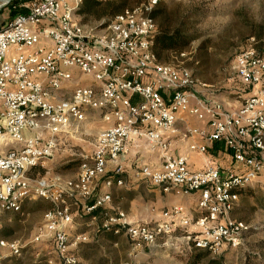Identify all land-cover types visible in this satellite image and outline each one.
Segmentation results:
<instances>
[{"label":"built area","instance_id":"built-area-1","mask_svg":"<svg viewBox=\"0 0 264 264\" xmlns=\"http://www.w3.org/2000/svg\"><path fill=\"white\" fill-rule=\"evenodd\" d=\"M159 1L147 0L105 26L88 28L77 10L83 0H32L0 28V215L20 213L31 199L50 201L38 234L52 238L60 264L80 263L76 248L84 235L71 239L73 203L83 202L89 213L99 210V229L147 246L188 231L182 206L166 208L160 221L146 224L109 208V191L95 198L102 178L109 189L124 184L120 156L132 136L163 150L159 167L140 165L135 176L166 190L199 193L201 215L194 224L201 229L187 233L190 248L215 254L225 245L239 246L248 230L231 212L241 190L264 170V51L249 47L237 55L235 73L250 93L241 107L227 108L198 90L200 80L189 68L159 62L154 55L157 25L148 12ZM76 68L96 84L78 86L62 97L59 93ZM94 114L111 125L97 133L93 153L82 156L76 179L61 184L44 176L32 178L65 136L82 129ZM181 114L206 120L209 132L195 128L192 133L223 141L243 168L225 173L221 165L210 163L195 171L185 155L169 153L163 134ZM28 129L33 135L27 137ZM190 149L207 148L195 144ZM0 248L11 256H20L23 249L17 240L6 239H0Z\"/></svg>","mask_w":264,"mask_h":264},{"label":"rangeland","instance_id":"rangeland-1","mask_svg":"<svg viewBox=\"0 0 264 264\" xmlns=\"http://www.w3.org/2000/svg\"><path fill=\"white\" fill-rule=\"evenodd\" d=\"M30 1L32 0H24L8 8L2 7L0 26L8 24L17 15L23 13V5ZM146 1L128 0L126 6L135 8ZM165 2L193 4L200 12L194 16L200 38L193 42L185 54L171 56L169 64L187 67L192 73L197 70L199 72L197 77L200 80L198 90L207 98L214 95L221 101L236 100L239 95L237 92H241L242 88L235 73L237 55L254 45L258 48L264 47V0H165ZM111 18L113 16H108L106 22ZM102 21L91 14L83 24L92 28ZM209 39V48L200 55L202 63L196 61L192 68L188 67L187 64L193 62L195 58L193 55L197 47ZM48 163L43 171H49L45 178L50 179L52 176L50 173L54 171L61 174L72 173L79 168L80 161L63 160L58 166L54 162L49 165ZM37 173H32L31 177L43 176V173L39 175ZM251 201L253 204L248 203L244 213L248 216L247 219H240L249 226L242 234L240 245L237 247L225 245L215 254H210V257L219 256L223 258L224 264H264V209L258 197ZM51 208L52 203L48 200L31 199L23 205L20 213L6 212L0 215V238L17 240L23 247L20 256H11L6 250L0 249V264H60L52 238L39 237L38 234V228L44 223L45 211ZM123 239L125 240L122 246L121 244L114 247L105 245L112 249V256H99L100 249L89 251L94 255L89 264H95L98 258H104L106 264L121 262L122 264H188L186 255L181 260L172 254L171 249L176 250L173 245L160 248L158 243L147 246L130 239L126 240L125 237ZM181 241L186 240L184 238ZM158 242L160 243L161 239Z\"/></svg>","mask_w":264,"mask_h":264},{"label":"crops","instance_id":"crops-1","mask_svg":"<svg viewBox=\"0 0 264 264\" xmlns=\"http://www.w3.org/2000/svg\"><path fill=\"white\" fill-rule=\"evenodd\" d=\"M72 77L73 80L68 82L60 91L59 94L62 97H69L72 91L78 86H93L96 84L94 78L82 74L78 68L72 70ZM241 86V92H237L239 95L236 97V100L229 99L228 101H221L218 97H215L218 98L227 108H239L250 93L247 86L242 84ZM110 125V123L104 122L94 114V116H91L89 121L82 126V129L65 136L60 142L59 149L50 158L48 165L54 162V164L58 166L63 160L69 162L79 160L81 163L82 156L91 155L93 153L95 149L94 141L97 133L100 130L110 127ZM195 128L205 132L210 131V126L207 124L206 120H198L197 118L189 117L186 114H181L178 120L174 123L173 129L163 134L164 141L167 142L169 146L168 152L173 155H185L188 158L189 167L195 171L197 169H204L210 163L221 165L225 173H227L230 168L235 170H241L243 168L234 161L223 141H208L202 134L192 133V130ZM25 135L27 137L31 136L33 135V132L28 129L25 132ZM127 143L126 152L122 153L120 156L121 163L125 167L124 184L122 186L113 185V187L109 189L104 184L105 180L102 178L97 182L94 193L95 198L96 196L101 195L104 191H109L112 194V203L108 205L109 208L124 210L127 213L129 220L132 222H142L146 224L160 221L166 208L182 206L190 221L188 231L181 230L176 232L174 235L169 236V238L161 240V242L158 243V246L160 248H165L166 245H173L172 247L176 249H171L172 254H175L174 256L180 259L184 258L185 255L188 256L187 254H191V252L195 250L190 248L188 241L181 240H184V238L186 240L188 232H198L201 229L199 225L194 224L201 215V212L197 208L199 193L185 195L175 189L166 190L160 186L153 185L147 180L144 181L135 176V172L140 165L149 164L153 167H159L163 160V150L159 146L136 136L130 137ZM195 144L198 146H206V151L201 152L198 149L191 150V145ZM261 156L264 158V151ZM46 166L47 165H45V167L34 169L32 173L38 172L37 175L42 174ZM111 167L112 164H110L109 168ZM78 171L79 168L73 170L70 174H61L54 171L53 173H50L52 175L50 179L63 184L69 180L76 179ZM46 174H49V171H45L43 176L45 177ZM255 197L260 199L259 203L262 204L261 206L264 209V170L256 179L247 185L246 188L241 190L240 198L231 212V217L236 220L247 219L248 216H245L244 214L247 210V204H253V201L251 200ZM72 203L73 202H71V204ZM254 206H256V208L258 207L257 205ZM258 209L260 208L258 207ZM71 211L74 216L73 226L70 230V236H72L71 239L75 240L77 236L82 234L84 235V239H81L78 243L93 246L87 248L83 245L81 249L76 250L79 254L80 264H89L90 262V260L81 258L86 257L82 256L85 250L89 252L92 249H100L99 256H112V249H110V247L118 246L120 244L122 246L124 244L123 240L125 239H123V237L125 236L123 235H118L116 240L110 241L107 237L97 234L101 217L99 216L96 221L90 220L89 215L91 213L85 210V204L83 202L77 204L73 203ZM125 238L126 240L128 239L127 237ZM6 240L13 241L11 239ZM105 245H109L110 247H105ZM88 257H94V255L91 254V256ZM120 264H122V262Z\"/></svg>","mask_w":264,"mask_h":264},{"label":"trees","instance_id":"trees-1","mask_svg":"<svg viewBox=\"0 0 264 264\" xmlns=\"http://www.w3.org/2000/svg\"><path fill=\"white\" fill-rule=\"evenodd\" d=\"M24 0H14L6 6L7 8L23 2ZM128 0H83L80 7L77 9L78 14L81 16V22L87 21L88 18L94 15L96 18H100L103 21L98 24L100 27L105 26L108 22L105 20L108 16L114 17L115 15L124 12L127 8L133 9V6H126ZM141 3V2H140ZM23 12V10H22ZM199 9L194 7V5H183L182 3H167L165 0H160L153 9L148 12V15L154 19L157 25V32L153 37L152 50L158 61L163 63H169L171 56H181L185 54L193 42L200 38V33L196 30V24L194 16L199 14ZM83 17V18H82ZM3 27L0 26V28ZM209 40L202 42L196 49V53L193 55L194 60L187 64L188 67L192 68L193 64L197 61L202 63V58L200 57L201 52L209 48ZM256 51H264V47L252 46ZM197 57V59H196ZM198 71L195 70L193 74L198 76ZM93 201H89V204H92ZM6 213V212H5ZM4 213V214H5ZM99 216V210L91 213L89 219L92 220V217ZM98 235L107 237L110 241L116 240L118 234H113L112 232L98 229ZM85 245L78 243L76 250L81 249ZM87 248L93 247L92 245L86 244ZM195 251L191 252V255L188 254L187 261L188 264H224L223 258L221 257H210V252L206 249L193 248ZM197 250V251H196ZM93 254V253H92ZM79 255V254H78ZM81 257L85 260H91L94 257L91 256L86 250L83 252ZM95 264H106L104 258H98L95 260ZM80 264V263H79ZM84 264V263H81Z\"/></svg>","mask_w":264,"mask_h":264},{"label":"water","instance_id":"water-1","mask_svg":"<svg viewBox=\"0 0 264 264\" xmlns=\"http://www.w3.org/2000/svg\"><path fill=\"white\" fill-rule=\"evenodd\" d=\"M14 0H0V9L4 6H7L8 3L12 2Z\"/></svg>","mask_w":264,"mask_h":264}]
</instances>
